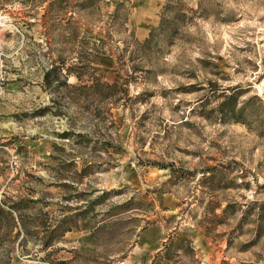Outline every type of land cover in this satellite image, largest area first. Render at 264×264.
Wrapping results in <instances>:
<instances>
[{"label": "rangeland", "instance_id": "1", "mask_svg": "<svg viewBox=\"0 0 264 264\" xmlns=\"http://www.w3.org/2000/svg\"><path fill=\"white\" fill-rule=\"evenodd\" d=\"M56 63L82 80L45 88ZM92 162L78 189L121 191L76 218L54 258L195 264L163 259L177 229L200 264H264V0H0V199L44 196L49 216L32 225L50 222L81 203L58 184ZM29 256L0 251V264Z\"/></svg>", "mask_w": 264, "mask_h": 264}, {"label": "trees", "instance_id": "2", "mask_svg": "<svg viewBox=\"0 0 264 264\" xmlns=\"http://www.w3.org/2000/svg\"><path fill=\"white\" fill-rule=\"evenodd\" d=\"M88 1L97 2V0H82V7L86 8ZM122 6L124 5L119 4L118 10ZM128 21L129 13H127L125 22L127 23ZM153 38L154 30L150 32L149 37H147L142 44L144 46L150 44ZM122 55V58H125V54L122 53ZM72 74H74L78 80H82V74L78 70L68 68L64 74L63 68L59 63L52 64L51 67L46 69L44 72L43 85L45 88H51L55 84V81L60 80L62 76H64V84L69 86L68 78ZM114 85L115 84H111V87ZM74 86L75 85H73V87ZM73 134L74 136L76 134H78V136L82 135L80 133H74L72 130H67L62 134V137L71 138ZM72 164H75V162L73 161ZM94 164L95 162L88 163L84 165L81 170L77 169L76 172L78 173V178H76V180H72L73 183L69 180V182L63 181L58 184L59 186L65 187L67 189L74 188V185L77 184V186L75 185V190L77 192L72 198L77 199V201L81 203L77 204L75 207L68 204L61 206L59 209L60 214L53 216L50 222L49 220H46L45 223L41 225H32L35 222L38 223L42 221L41 217L43 215L49 216V211H44L45 206L48 204V202L44 201V196L33 197L17 195L18 197L16 199H12L11 203H8L5 199H0V240L2 241L0 251L3 253V255L5 254L8 256L9 261H12V254L14 252L22 249L23 256L30 255L29 257L31 259L37 260V263L31 262L30 264L66 263L67 260L54 258V255L62 249L55 246L57 240L72 229L76 218L81 216L96 217L98 214V212L95 213L97 205L104 203V201L107 200V198L113 193L121 191L116 189L104 190L102 194L93 199L91 194L95 191V189L89 190V188H85L83 186L78 189V186L83 184V179L90 175L92 171H94L92 170ZM58 179L60 181L63 178ZM66 199L68 200L69 198ZM132 203L133 199L131 198L122 204L112 205L107 210L101 212L102 220L94 226L93 233L112 228L116 224L120 223V221H122L119 217L121 211L118 210L123 209ZM155 222L156 221L146 218L145 225L143 226L142 230L148 228ZM29 240H32L35 244L37 242L40 243L39 249L35 251L34 254H32L31 249L27 247ZM192 244L193 240L188 236L187 233L180 232V230L176 229L169 234L168 239L164 243V247L160 250V252L163 255V259H168L174 261L175 263V258L177 257L178 252L183 250L185 256L190 257L193 263L200 264V261L198 258H196V250ZM40 251L45 252V254L43 256H39ZM32 256H35V258H32ZM125 256V254L120 255V257Z\"/></svg>", "mask_w": 264, "mask_h": 264}]
</instances>
